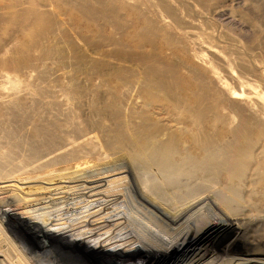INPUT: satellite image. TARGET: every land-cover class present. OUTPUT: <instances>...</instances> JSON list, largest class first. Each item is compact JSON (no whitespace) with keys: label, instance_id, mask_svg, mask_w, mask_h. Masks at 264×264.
Instances as JSON below:
<instances>
[{"label":"rangeland","instance_id":"1","mask_svg":"<svg viewBox=\"0 0 264 264\" xmlns=\"http://www.w3.org/2000/svg\"><path fill=\"white\" fill-rule=\"evenodd\" d=\"M204 147L248 164L234 246L264 263V0H0V264H111L31 252L59 223L49 203L85 181L95 204L117 166L157 204L155 167Z\"/></svg>","mask_w":264,"mask_h":264},{"label":"bare ground","instance_id":"2","mask_svg":"<svg viewBox=\"0 0 264 264\" xmlns=\"http://www.w3.org/2000/svg\"><path fill=\"white\" fill-rule=\"evenodd\" d=\"M202 149L205 150L204 158L198 163H182L184 168L178 165L155 167L165 175L162 181H153L159 198L157 204L147 193L145 195L139 178L124 176L126 170L122 167L98 168L97 175L102 171L112 173L108 180L94 178L95 184L103 187L107 196H101L92 187L91 197L95 204L91 203L85 181H81L75 195L64 193L54 197L49 207L57 209L54 212L59 223L56 227L35 229L36 233L44 231L50 240L45 243L32 240L31 249H28L41 253L38 245L51 250L67 246L89 261L111 264L126 261L144 264L152 260L167 261L164 264H223L218 254L223 248L234 257L232 264L237 261H243L239 264L245 261L264 264L253 261L255 257L250 253L238 257L234 246L246 238V233L245 236L238 235L237 222L243 218H238L242 213L239 206V191L243 186L240 168L248 164L241 161L238 152L216 161L215 150L210 147ZM252 152L246 150L242 154L250 158ZM18 201L19 196L15 203ZM26 218H30L29 213ZM31 222L34 224L28 222V226L36 225ZM128 236H132L134 244L128 245L132 243Z\"/></svg>","mask_w":264,"mask_h":264}]
</instances>
